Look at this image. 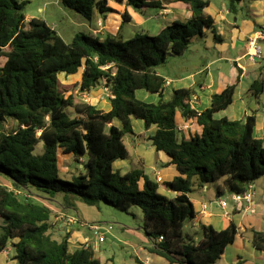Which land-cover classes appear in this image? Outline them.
<instances>
[{"label": "trees", "instance_id": "1", "mask_svg": "<svg viewBox=\"0 0 264 264\" xmlns=\"http://www.w3.org/2000/svg\"><path fill=\"white\" fill-rule=\"evenodd\" d=\"M244 1L258 0H229L230 12L237 13ZM111 2L144 11L162 9L164 1L62 0L64 7L88 20L96 12H112ZM166 2L186 5L192 18L175 21L156 36L136 35L117 42L110 36L77 33L66 43L44 20H28L25 1L0 0V58L5 59L0 67V128L7 120L17 122L9 132L0 130V253L11 247L17 264L103 263L89 244L70 251L71 232L54 238L53 210L16 191L59 201L62 208L72 210L77 202L97 209L103 202L126 213L138 207L143 231L154 243L150 251L168 264H216L235 242L234 222L221 231L202 225L200 241H185L184 224L196 218L189 195L195 186L211 185L217 186L220 197L223 188L232 195L244 193L248 184L264 177V141L254 136V116L245 122L215 117L233 103L235 85L215 94L211 106L200 112L192 106L191 89H176L170 100L164 99L166 81L154 69L165 65L168 55H183L195 38L204 36L205 28L217 42L223 41L207 12L208 0ZM123 20L131 21L127 12ZM80 73V83L64 86L62 74ZM102 83L113 96L109 112L75 94L76 88L90 93ZM139 90L158 95L159 100L143 101L137 97ZM248 93L260 102L264 66ZM179 114L184 121L194 120L200 131L182 136ZM132 117L148 129L157 128L150 137L152 144L171 159L179 174L171 182L158 183L143 168L126 173L114 168L116 161L129 158L124 138L134 134ZM40 144L44 151L36 155ZM66 157L82 167L70 180L60 177ZM5 177L13 189L4 184ZM161 190L177 196L169 198ZM251 233L254 247L264 252V232Z\"/></svg>", "mask_w": 264, "mask_h": 264}, {"label": "crops", "instance_id": "2", "mask_svg": "<svg viewBox=\"0 0 264 264\" xmlns=\"http://www.w3.org/2000/svg\"><path fill=\"white\" fill-rule=\"evenodd\" d=\"M163 1V8L160 9L159 17L162 16L170 24L175 21L185 23L192 18V12L186 5L177 2L170 3L166 2V0ZM110 6L113 8V11L108 15L105 14L103 19L98 20L100 27L95 30L96 33L102 35L103 39L110 36V33L119 35L118 28L122 24L123 14L125 12L129 14L131 20L135 17L140 24L143 21L136 14L132 16L134 12L125 5L111 2ZM245 7L247 13L240 22L237 17L234 19L230 18L231 12L226 7L218 8L212 13L207 11L215 21L216 33L223 39L222 42L217 44V48L221 51L217 57L203 59L202 66L194 70H185L175 78L170 72L163 73L159 70H154L159 76L165 79L166 90L170 87L173 88V91L182 88L193 90L192 106L199 112L211 106L212 97L215 94L221 93L227 86L235 85L236 90L233 103L227 109L217 113L215 117H226L232 121L245 122L249 116H254L256 119L254 136L264 141V93L259 103L248 93L251 85L259 78L261 67L264 66V42H261L263 54L260 59L254 60L248 55V42L250 38H253L259 32H264V0L250 2ZM239 10H242V8ZM165 27L163 26L160 32ZM229 31L231 35L229 34V41H227V33ZM73 76L78 77L73 82H69L70 86L78 84L81 81V73ZM73 76H69V78ZM104 87L105 84L102 83L95 90H92L89 93L91 95L90 101L82 100L105 112H109L112 108L110 102L112 95L110 90ZM137 97L147 102H155L158 99V95L151 94L145 90L137 91ZM131 122L134 132L131 141L133 143L132 149L137 155L138 164L141 165V168L144 169L146 175L149 177L156 178L159 176L164 182H171L179 174L172 164L171 159L165 153L157 152L152 144L150 137L155 134L157 128L151 127L148 129L142 120L133 117L131 118ZM178 122L182 136L185 135L188 137L189 132L200 131V128L194 120L184 121L180 114L178 115ZM129 158H131L130 151ZM154 160L157 163L159 162L157 165L160 164L159 166H162V168L153 165ZM125 162L126 160L116 161L114 168L119 170L126 169L127 164ZM133 169H136V167ZM131 170L125 172L123 170L122 173ZM259 182L260 180L253 183L254 204L252 208L255 210L254 213L250 212V206L247 203H243L244 201L239 204L235 203L233 195L228 193L225 188H223L224 195L220 197L217 192V186L215 185L205 186L203 188L198 187L199 195L197 200L192 199L189 195L196 211V218L192 221L194 227H197L199 224L211 225L216 230L221 231L227 228L231 222H234L238 227V235L235 242L226 248L222 258L216 264H236L238 262H241V264H264V252L254 247L251 233L252 230L264 232L262 219L264 217H262L261 210V218L258 217V210L255 209V206L261 207L262 203H264V188L263 190L260 189ZM218 185L222 184L219 183ZM7 186L13 189L12 184V187ZM162 193L169 198H175L177 196V193L167 191H162ZM228 198L231 199V202L227 200ZM220 199L226 201L227 204L225 207L220 206ZM205 205L208 207L206 211H204ZM76 207V210L65 209L61 217H58V231L56 230L58 234L72 233L76 229L74 227L78 226L80 222L99 221L100 217L96 216V214L98 215L99 209L96 207L82 202H77ZM126 223L129 224V222ZM129 230L135 232V235L142 242V250L140 246H137L135 249V263L151 264V261L155 258L149 250V248L154 247L153 241L146 236L142 226H138L136 229L130 227ZM127 243L131 242L128 241ZM72 244H75L76 247L87 244V240L84 238L82 231L79 230L73 233L70 246ZM133 245L136 246L137 244L134 243ZM7 252L8 250H5L0 253V264H10L9 258L5 256ZM98 257L101 259L100 256ZM166 262H160V264H168ZM15 263L17 264L16 261ZM107 264L115 263L108 258Z\"/></svg>", "mask_w": 264, "mask_h": 264}, {"label": "rangeland", "instance_id": "3", "mask_svg": "<svg viewBox=\"0 0 264 264\" xmlns=\"http://www.w3.org/2000/svg\"><path fill=\"white\" fill-rule=\"evenodd\" d=\"M25 1L24 5V14L28 19L31 18H39L44 20L53 30L59 34L62 39L66 43H71L72 39L77 33H86L92 36H97L102 39V35L96 33V29L100 27L98 20L103 19L105 14H100L96 12L91 20L86 19L76 11L66 8L62 4V0H21ZM210 1V6L207 8L208 12H215L218 8H228L229 9V0H208ZM113 3V2H112ZM250 2L244 1L240 4L239 10L237 13H231L230 18L234 19L237 17L239 22L242 20L244 15H246L247 10L245 9L246 5ZM113 5V4H112ZM115 5V4H114ZM115 7V6H114ZM134 14L140 16L143 21L140 24L135 17L129 21H122L121 26L119 29V35L110 33V37L113 38L115 41H127L133 38L136 35H148V36H156L160 33V30L163 26H168L170 23L162 18L159 17L160 9L157 8H150L144 11H140L134 7H129ZM111 13V12H110ZM107 13L106 15L110 14ZM115 14V13H114ZM172 24V23H171ZM229 31L227 33V41H229ZM217 42L214 39V34L211 30L205 28L204 29V36L195 38L189 45L188 50L180 56L176 55H168L167 62L165 65L156 67L155 70H159L163 73L170 72L174 76V78L182 73L185 70H194L197 67L202 66L203 59L207 58H214L220 54V50L217 48ZM5 62L4 58H0V67L3 66ZM78 76L73 77H66L62 74V82L65 87H70L69 82H73ZM76 85V84H75ZM108 88V87H104ZM71 91V88H67L66 92L68 95ZM75 93V92H74ZM76 96L79 99H84L86 101L91 100V95L89 93H80L79 89L76 88ZM173 94V88H167L165 91L164 99L170 100ZM159 98L157 99V101ZM155 101V102H157ZM115 124L118 127H121L120 121H115ZM17 125V122L13 120H7L1 125L0 130L3 132H9ZM133 138V134H127L124 138L125 144L129 151L131 152V158L126 159L127 168L121 169L120 171L125 172L131 170L133 168H141V165L138 164V159L135 151L132 149L133 143L131 142ZM181 139V137H180ZM44 151L43 144L38 145L36 148L35 154L39 155L42 154ZM75 159L69 157L64 158L61 160V170H60V177L64 180H70L74 174H77L79 171H82L81 165L74 161ZM148 162H150L148 160ZM159 163V162H158ZM155 160L152 163L158 168H162V166L158 164ZM143 167V166H142ZM119 170V169H116ZM6 178V177H5ZM260 182V189L263 190L264 188V177L259 179ZM8 181V182H7ZM5 184L11 186V181L6 178ZM223 184V180L220 182ZM199 188L197 186L194 187L193 192L190 194L192 199L197 200L199 195ZM34 197L35 201L40 202L53 210V236L54 238L60 239L63 234H58V217L65 212V208H62L59 201L52 200L49 198H45L44 196L36 195L35 193H31ZM231 202V199H227ZM225 201V200H224ZM245 203V202H243ZM255 206V209L258 210V217H264V203L262 206ZM261 210V212H260ZM100 219L99 221H92L86 223H79L75 231H82L84 238L87 240V244L91 245L94 250H96L97 255L101 257L102 263L107 264L108 258L113 260L115 264H136L134 260L136 247L140 246L142 250V242L140 239L135 235V232H131L129 230L130 227L138 228V226H142L143 224V213L142 210L138 207H132L129 213L122 212L106 203H100V209L98 215ZM261 218V217H260ZM66 219V218H65ZM263 219V228H264V218ZM129 222V225L128 223ZM81 224H86L88 226L83 227ZM3 225V221L0 218V230L1 226ZM98 226L101 227V230H93L90 229L89 226ZM80 226V228H79ZM111 229L109 230V228ZM108 229V231H107ZM104 234L106 241L99 242V236ZM203 238V231L202 225H198L197 227L193 226V222L186 221L184 224V239L187 243L198 242L199 239ZM131 243H127V242ZM137 244L134 246L133 244ZM80 247V246H79ZM75 244L70 246V251L76 250ZM7 253L5 256L9 258L10 264H16L14 259L15 251L8 247ZM150 250V248H149ZM153 253V252H152ZM154 260L151 261V264H160V262H166L165 258L153 253ZM168 263V261L166 262Z\"/></svg>", "mask_w": 264, "mask_h": 264}, {"label": "built area", "instance_id": "4", "mask_svg": "<svg viewBox=\"0 0 264 264\" xmlns=\"http://www.w3.org/2000/svg\"><path fill=\"white\" fill-rule=\"evenodd\" d=\"M261 42H264V32H259L257 33L253 38H250L249 42H248V55L251 59L254 60H258L262 57L263 54V48L261 45ZM113 97V96H112ZM156 180L158 183H162L163 179L161 177H156ZM11 189V188H10ZM253 189H254V185L253 183H250L247 185L246 191L242 194H234L233 195V200L235 203L239 204L242 201H244L245 203H247L250 206V212L254 213V209L252 208L253 203V198H254V193H253ZM16 193L23 195L25 198L27 199H34V197L32 196L31 193H26V194H22L20 191H16ZM35 200V199H34ZM219 204L222 207L226 206V201L224 200H219ZM208 209V207L205 205L204 206V211H206ZM83 227L88 226L86 224H81ZM90 229L93 230H101V227L98 226H89ZM111 229V227L109 228V230ZM108 231V229H107ZM163 238L161 237L159 240L161 241ZM99 241L100 242H104L105 241V236L104 234H102L99 237Z\"/></svg>", "mask_w": 264, "mask_h": 264}]
</instances>
